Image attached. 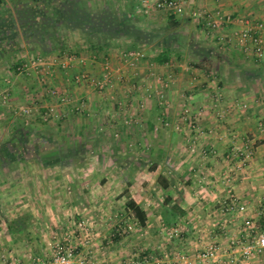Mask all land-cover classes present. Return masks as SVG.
I'll use <instances>...</instances> for the list:
<instances>
[{"label":"crops","instance_id":"obj_1","mask_svg":"<svg viewBox=\"0 0 264 264\" xmlns=\"http://www.w3.org/2000/svg\"><path fill=\"white\" fill-rule=\"evenodd\" d=\"M120 1L122 3L115 4V0H0V37L4 35L5 38L1 40L6 39L0 44V85H4V77L11 74L14 66L13 54L18 52L23 54L26 51L25 54L28 56L60 61L67 54L77 53L73 63L65 66L57 63V70L52 66L54 72L56 71L52 83L57 84L61 95H67L69 99L62 103L60 100L62 96L60 98L47 96L44 103H40V111H45L49 98L53 99L60 112V118H57L56 123L69 125L70 137L67 139L81 141L85 146L90 145L92 148L83 151L81 148L72 147L64 159L63 156L66 154L58 153L55 154L54 162L40 164L41 170L53 172V181L38 180V185L35 186L36 199H39L38 203L42 204L43 209L39 215L34 213V216L38 217L32 216L30 220L31 225L35 220L37 222L34 224L38 223L42 227L36 226L37 230L34 231L31 229L34 225H30L22 233L10 234L7 232L6 220L24 212L8 211L4 215L2 211L0 212V250L11 252L8 255H19L13 243L19 245L16 238L23 233L27 241L22 243L23 250L31 251L33 247L37 254H41L46 250L42 238L49 234L52 228L60 231L67 226L64 221L72 222L76 226L75 223L82 219L88 222L87 224L94 223L91 230H95L91 231V234H96V241L90 244L87 252L91 253L89 256L98 255L96 263L139 264L141 261L139 252L143 255L148 254L154 248L151 246L152 239L143 241L141 236L155 237L157 233L155 220L158 218L162 220L161 215L147 212L145 207L140 205L135 193L130 191L131 188L135 192V188L142 187L140 180L142 169L136 160L146 156L152 165L148 170L149 177L152 178L148 180L151 188L162 189L163 176L167 183V187L163 188L166 197H170L168 199L171 205H177L183 211L177 214L173 221L178 224L185 220L188 224V230H185L181 237L187 240L183 249L189 257L207 243L215 242L220 247H225L227 246L225 241L228 242L229 237L243 240L264 224V59L257 62L253 56L243 54L233 41L227 42L232 31L239 28L237 18L248 17L252 21H264V0H183L187 16H191L190 11L203 9L211 13L219 11L233 18L232 23L221 28L219 37L215 35L208 37L213 40V44L231 50L234 48L236 51V58L221 54L212 57L220 64L228 63L230 67L240 65L237 88L236 83L234 84L227 76L223 78L224 83L219 80L214 83L206 78V71L203 68L195 65L186 66L179 62L174 63V68H164L161 66L163 62L155 61L157 76L160 75L164 80L167 78L174 80L170 88H163L153 76L155 73L147 72V68L138 69L137 76L127 78L124 83L112 82L103 92L91 84L75 85L71 74L76 70H84L92 76L99 75V62L94 63L89 57L90 53L96 50L92 47L95 42L106 44L99 50L101 56L118 59L121 44L133 43L134 38L130 33L119 32L111 36L93 35L88 40V34L81 27L63 21V16L68 15L71 6L76 4L81 11L88 12L91 16L106 11L115 12L122 18H131L127 27L137 34L138 45L142 43L144 37L142 35L147 33L136 22L138 21L136 14L150 17L151 28L165 24V21H157L155 18L163 11L153 9L150 14L144 15L139 12V0ZM30 12L38 13L42 17L41 28L47 31L42 41L35 37L39 34L37 29H34L33 34L28 25ZM194 21L195 24H200L195 19ZM124 26L126 25H119L120 28ZM202 33L206 34L204 31ZM40 43H43L44 47L40 46ZM52 45L55 48L51 50ZM165 47L152 48L154 51L158 48L159 52L155 53V56ZM204 48L196 50L198 60L203 58L202 55L209 54L202 52ZM172 54L170 50V59L179 58L178 55ZM242 60L248 62V65L241 63ZM9 61H12V65L8 64ZM193 76H196L195 85L190 88L187 80ZM151 88L153 92L150 93ZM212 89L221 92L218 105L213 104L207 95ZM17 90L13 91V95ZM156 90L163 92L166 104H159ZM17 92L19 99H25L26 94L23 90ZM10 94L12 97V90ZM190 94H193V98L188 100L187 96ZM110 95H114L115 99L111 100ZM14 98L16 99V96ZM235 100L242 101L245 107L235 108L233 105ZM9 103L4 105L0 102V106H10ZM76 105H82L81 112L77 113L74 110ZM184 106L190 109L192 115L196 114L197 130L189 129L188 120L181 118ZM219 111L222 112L221 115L218 114ZM162 117L170 120L169 127L161 125ZM10 122L11 117L1 115L0 112V138L5 133L4 124L10 125ZM124 122H128L126 128L123 126ZM137 122L143 123L146 129L140 128ZM113 127L117 131L121 130L114 139L111 137L114 134ZM11 133L9 139L3 137L6 139L0 143V157L4 155L2 160L0 158V199L10 192L13 193L14 190H11L21 182L18 176L16 178L10 176V171L16 168L18 170L19 165L7 162V151L4 153L3 150H8L9 154L14 152V145L10 143V139L26 140L29 134L27 129L22 128H15ZM60 135L61 133H58L51 138L59 140ZM110 139L116 141L115 144L110 145L107 142ZM142 139L151 141L144 150L136 148L137 150L132 151V148L128 147L131 145L128 141ZM192 141L196 143L197 149L194 153H189L187 145L189 146ZM246 141L252 143L253 155L244 168L233 173L222 157L230 152L232 146ZM18 148L22 150L19 149L21 154L29 150L27 144ZM211 149H214L216 154H211ZM47 154L50 155L51 152ZM83 155L90 158V161L81 159L77 161V156ZM162 155L164 162L160 164L159 157ZM228 175L230 186L221 181ZM200 178L203 180L202 183L198 182ZM47 190L50 192L49 196L45 195ZM125 190H129L131 195L124 194ZM231 194H235L240 202L246 204L244 213L225 212V203ZM129 200L134 201L146 212L145 227H140L133 219L127 208ZM49 204L50 209H47L46 205ZM61 205L63 210L60 208ZM98 220H102L101 225L104 227H101L100 223L96 224ZM203 221L209 222V226ZM98 227L100 233L96 229ZM111 236L115 237L113 241L110 240ZM170 254L173 256V252ZM221 260L219 264H226L224 258ZM191 263L182 261L180 264ZM196 264L204 263L198 261ZM236 264H264V254L248 260L240 259Z\"/></svg>","mask_w":264,"mask_h":264},{"label":"rangeland","instance_id":"obj_2","mask_svg":"<svg viewBox=\"0 0 264 264\" xmlns=\"http://www.w3.org/2000/svg\"><path fill=\"white\" fill-rule=\"evenodd\" d=\"M122 3L120 0H115V4ZM114 3V2H113ZM136 18H138V24L144 29V32L147 34H143L142 36V43L138 45L136 44V47H132V43L124 42L122 45V49L124 48H131V49H139L143 54L146 56L144 57L145 61L149 63L155 64L153 57L155 56V53L159 52L158 48L160 46H168L170 50L172 51L173 56L178 55V59L171 58L173 59V63L178 64L179 62L183 65L186 66H198L203 68V70L206 71L205 75H207L206 78H208L211 81H220L224 83L223 78L226 76L231 79V81H234L235 88L239 87V84L237 81H239L240 75L239 73V68L240 65H234L235 67H230L228 63H219L215 57H212V55L216 54H221V55H226V56H232L235 57L236 51L232 50L230 48H225V47H220L219 44H213V40L209 38L208 34H203L202 29L200 25L195 24L196 22L194 21V18L191 16H187L186 13L182 15H168L164 14L161 12L160 14L156 15L155 18L158 19L157 21H165L164 25L162 24L161 26L158 25L156 28H151L150 27V17H146L140 14H136ZM151 41H148L150 40ZM211 39V40H209ZM147 40V41H145ZM148 42V43H147ZM145 43V44H144ZM160 45V46H159ZM212 45V46H211ZM154 47H158L154 51ZM202 47L204 48L205 54L209 53L211 56H206L202 55L203 58L197 59L198 57L196 56V50H201ZM121 49V50H122ZM152 49V51L150 50ZM160 49V48H159ZM96 55L98 56L97 59H100V51L99 49L95 50ZM26 52V51H25ZM25 52L22 53H16L12 55V61L15 63L17 59H21L22 57L25 58L24 56H28L25 54ZM224 53V54H223ZM197 57V58H196ZM236 58V57H235ZM118 59H115L112 57V61L115 63L117 62ZM179 60V61H178ZM12 61H9L8 64L12 65ZM45 64L39 65V66H32L29 67L26 71H23L22 73H18L17 71L11 69L12 71L11 74L9 73L6 77L9 79V83L7 85V88L9 89V96L7 97V100L5 102H0L4 105H7L10 101V106H0V112L1 115H6L11 117V122L10 125L8 123L4 124V129L5 133L2 134V137L0 138V143L4 141L6 138L9 139L11 137V131L15 130V128H22V129H27L28 138L26 136V140L24 139H16L12 140L10 139V143L13 144L14 146L20 147L23 144L28 145V151L24 152V154H18L17 161L13 162L14 165H19L18 170L17 168L15 170L10 171V176L12 178H18L21 179V182L19 183L18 186L13 188L9 194L4 195L2 199H0V212L2 211L3 215L4 213H8V211H23L24 213L30 214L31 217L34 216V213H41L40 211L43 209V206L41 203H38L39 199H36L37 194L35 191V186L38 185V180L45 179L47 181H53V172L52 170H41L39 168L40 164L42 163H52L54 162L55 154L62 153V155L65 153L66 155L63 156V159L67 157V153L70 148L76 147V148H81L83 151L87 148H91V146H85L83 142L77 141L74 139H67L70 137L69 135V125L67 124H61L60 122H57V118H60V112L58 111L57 107L54 105L53 99H48L46 107H53L55 110V115L53 112V115H50L47 117V115H44V111H40V103H44V99L47 98V96L51 97H61L60 100L62 103H65L67 99V95H61L60 90L58 89L57 84L54 85L55 83H52V78L55 75L54 69H52V66H55V69L57 70L58 64L60 61H55L51 59L44 60ZM237 61L238 63L240 61ZM245 61V60H244ZM146 62L139 63L134 65L135 69H143L147 68V72L150 73L151 69H149L148 65ZM246 62V61H245ZM243 62L245 66L248 65V62ZM258 62V61H257ZM125 64H128L125 62ZM8 65V66H10ZM175 65L172 66L174 68ZM127 70H130L131 67L129 65H126L125 67ZM245 69H248L245 67ZM227 83V82H225ZM89 84V83H86ZM76 85V84H75ZM81 85V84H80ZM215 84L212 85L214 87ZM95 88V87H94ZM21 91L23 90L25 99H19L17 97L18 92L16 91V94L13 95L14 90ZM11 90H12V97H11ZM55 92L53 93L52 92ZM100 92H103V90H98ZM218 91V90H217ZM212 92H209L207 95L210 98V94ZM49 94V95H48ZM16 96V99L14 98ZM32 97V98H31ZM12 98V99H11ZM109 98L111 100H114L115 97L114 95H110ZM33 99V100H32ZM32 100V103H31ZM17 103V104H16ZM12 105V108H10ZM76 106H81L80 109L82 111V105H76ZM16 107V108H15ZM24 107L29 108V112L25 114L23 112ZM56 108V109H55ZM78 111V112H81ZM77 112V113H78ZM43 117H47L44 119ZM140 125V128L146 129V126L143 123L137 122V125ZM62 126L61 128L59 126ZM123 125V124H122ZM126 125H128V122H124L125 128ZM136 125V124H135ZM134 125V127H135ZM119 128V127H117ZM113 133L119 134L121 132L120 129L117 131L115 127H113ZM55 130V131H54ZM57 131V132H56ZM58 133H61L60 139L53 140L51 137L54 135H57ZM112 134L111 137L114 139L115 135ZM35 135H38L36 138ZM50 137L47 139L46 137ZM6 137V138H3ZM41 137V138H39ZM116 138V137H115ZM110 143V145L115 144L116 141H112L110 139L107 141ZM131 145L128 147L132 148L133 150H137L136 148L140 149H145L146 146H149V143L151 141L148 140H130L128 141ZM70 143V144H69ZM36 144V146H35ZM152 147V146H151ZM188 147V145H187ZM17 149V148H16ZM189 149V147H188ZM60 151V152H59ZM51 152V154H47ZM195 152V151H194ZM191 152L189 149V153H194ZM79 161H86L89 162L90 158H86L85 155L83 156H77ZM138 159V158H136ZM134 160V159H133ZM129 161V160H128ZM127 161V162H128ZM137 163L141 167V186L138 189L135 188V192H133V188L130 189L132 193H135L137 200H140L139 203L140 205L144 206L147 212L149 213H155L159 214L162 217V205L168 201L169 196L166 197V192L162 188H157L156 190L151 188V185H149L148 180H152V178L149 177L148 170L152 166L149 161H148V156L143 157V159H138L136 160ZM68 162V161H65ZM159 162L162 164L164 162V155L159 157ZM22 167V168H20ZM143 181V182H142ZM31 187V188H29ZM34 189V190H33ZM131 192L129 190H125L123 193L128 195H131ZM50 192L47 190V193L45 194L46 196H49ZM122 193V194H123ZM171 205V203H170ZM50 204L47 206V209H50ZM61 210H63V205L60 206ZM45 211V209H44ZM46 212V211H45ZM13 214V213H12ZM2 215V214H1ZM2 217V216H1ZM38 217V216H34ZM32 219V218H30ZM35 223L37 221H32V223ZM41 222V221H39ZM65 225L63 229L60 231L52 228L49 234H47L44 238H42L43 241V246L46 248V250L42 251L41 254H37V251L31 248V251H25L23 250L22 243L27 242L24 236V233L20 236H18L16 239V242L19 243L17 245L16 243H13V246L16 247V250H18L19 255H8L11 252H5L0 250V264H8L9 262H18L19 264H22V262H27L28 260V255H40V257L43 259L45 263L50 262L52 252L54 250V245L57 242H65L67 244H70L72 246H75V251H74V256L72 258V264H99L96 263L98 255L91 253H88L90 249V244L95 243L96 237L94 234H91V225L94 224L90 222H85L81 219V221H78L75 223L76 226L72 222L67 223V221H64ZM206 222V221H205ZM203 223L209 226V222ZM32 224L34 225L31 227L32 230H37L36 228L42 227L40 224ZM78 223H82L79 225ZM101 225L102 220L96 223L98 225ZM178 226H181L182 228V233L184 231L188 230V227L185 222V220H181L178 222ZM3 225V224H2ZM31 225V226H32ZM109 225V224H108ZM155 225L157 229V233L154 235L155 237L152 236H141V240L143 241H151V246L154 247L152 249L151 253L148 254H142V252H139L141 255V262L144 264H155L154 261H161L162 264H165L167 261L172 260L174 264H180L182 261H191V264H196L199 260L195 257V254L192 255V257H189L187 253H184L183 245L187 240L183 239L184 237H181L180 235H170L168 232V228L171 226H165L162 223V220L158 218V220H155ZM37 226V227H36ZM173 226V225H172ZM51 228V226H49ZM101 227H104L101 225ZM49 228V229H50ZM99 230L98 233H100V228H96ZM102 229V228H101ZM97 230V231H98ZM189 232V231H188ZM144 234V233H143ZM148 234V233H147ZM98 235V234H97ZM23 238H22V237ZM111 241L114 240V236L110 237ZM189 238V237H188ZM246 237L242 241L245 240ZM23 239V240H22ZM102 239V238H98ZM154 241V242H153ZM214 243V242H213ZM225 244L227 242L225 241ZM159 246V248H155ZM189 246V245H188ZM3 247V246H2ZM183 249V250H180ZM36 251V252H35ZM173 252V256H171L170 253ZM28 253V254H27ZM149 256V260H145V257ZM177 257V258H176ZM133 259V258H132ZM148 259V258H147ZM101 261V260H100ZM129 261V260H128ZM101 263V262H100ZM26 264V263H25ZM131 264V263H129ZM137 264V263H136Z\"/></svg>","mask_w":264,"mask_h":264},{"label":"built area","instance_id":"obj_3","mask_svg":"<svg viewBox=\"0 0 264 264\" xmlns=\"http://www.w3.org/2000/svg\"><path fill=\"white\" fill-rule=\"evenodd\" d=\"M139 12L144 15L150 14L153 9L163 11L168 15H182L187 13V9L185 6V2L183 0H139ZM191 16L200 23L202 31H204L208 35H215L219 37V32L221 28L226 26L228 23H232L234 20L231 15L223 14L219 11H215L211 13L209 11L203 9H197L194 11H190ZM239 24V28L232 31L227 39V42L233 41L234 44L242 51L243 54L251 55L258 62L264 59V21L257 20L252 21L248 17H239L236 20ZM146 55L143 54L139 49H122L118 53L117 62H113L112 58L109 56H101L100 59H97L95 51H92L89 55L91 61L94 63L99 62L100 64V72L97 76H92L88 72L84 70H76L72 72L71 78L75 84L89 83L93 87L98 90H105L108 88L112 82L124 83L127 78L137 76L138 72L135 69L136 64L146 62L144 57ZM77 58V53L72 52L70 54L65 55V57L58 63L61 66L69 65L75 61ZM173 59H169L164 61L161 66L164 68H172L174 65ZM127 62L128 64H125ZM149 69H151L152 73H155L156 68L155 64L146 62ZM45 64V61L41 57L35 56H26L25 58L17 59L14 63L16 65V71L18 73H22L29 69L32 66H39ZM126 65L131 67L130 70L127 71L125 68ZM158 73H155L156 79L160 82L163 88L173 85L174 80L171 78L162 79L161 76H157ZM195 78L191 77L187 80V85L192 88L194 87ZM144 80V79H143ZM9 83L8 78H4V85H0V100L5 102L7 97L9 96V89L7 85ZM187 87L188 89H190ZM133 88V86H132ZM153 92V88L150 89ZM53 92V90H52ZM158 93L159 104H166V100L164 98L163 92ZM210 92V99L213 104L218 105V101H220L221 92L212 89ZM55 93V92H53ZM188 100L193 98V94L187 96ZM233 105L237 109H242L245 107V104L240 100H235ZM81 106H75L74 110L76 112L81 111ZM28 107H24L23 112L27 114L29 112ZM55 115V110L53 107H46L44 111V115L47 117L50 115ZM182 119L188 120V127L192 130H197L196 125V114H191L190 109L185 107L181 112ZM199 113V112H198ZM163 114V113H162ZM219 115L222 114L221 111L218 112ZM47 117H43L46 119ZM161 125L163 127H169L171 125L170 120L167 117H162ZM178 129V127H176ZM117 136V133L114 134ZM252 143L248 141L243 142L241 144H235L231 147L230 152L224 154L222 157L224 161L229 165L230 170L233 173H237L241 168L248 163L253 155V147ZM189 149L191 152L196 151L197 145L194 141L189 143ZM205 153V152H204ZM207 153V152H206ZM211 154H216L214 149L210 150ZM222 183L230 186V175L221 179ZM199 183H202L203 180L198 179ZM227 202L225 203V212L227 213H244L246 211V204L240 202L239 198L235 194H231L227 198ZM81 225L82 223H78ZM179 224L175 223L173 226L168 228V232L170 235H182V228L178 226ZM225 247H220L215 242L207 243L200 249L195 257L199 260V262L204 264H219L224 258V262L226 264H236L240 259L248 260L254 257H258L264 254V224L254 231V233L248 234L244 241L240 239H236L234 237H229L228 242ZM75 246L67 244L65 242H57L54 245V250L51 255L50 262L45 263L40 255H28V260L26 264H72V258L74 256ZM148 258V259H147ZM149 256L145 257V260H149ZM177 258V257H176ZM186 261V260H184ZM155 264H162L161 261H154ZM8 264H19L18 262H9ZM165 264H174L172 260L167 261Z\"/></svg>","mask_w":264,"mask_h":264},{"label":"trees","instance_id":"obj_4","mask_svg":"<svg viewBox=\"0 0 264 264\" xmlns=\"http://www.w3.org/2000/svg\"><path fill=\"white\" fill-rule=\"evenodd\" d=\"M79 8H80L79 6L74 4L73 6H71V10L67 12L68 15H64L62 19L63 21L70 23L72 26H77L79 28L81 27V29L84 30L86 34H88V40L93 35L95 36V35L107 34L108 36H111L114 34H119V32H124V34L130 33L131 34L130 36H133L132 37L134 38L133 40L134 42L132 43L133 48H135L136 44L139 43L138 39L136 38L137 34L133 30H130L127 27V25H129L128 23H130L131 21V18L129 17L122 18L118 16L115 12H106V11H103L101 14H95L91 16L90 13L85 12L83 10L81 11L80 10L81 8L80 9ZM29 18L30 20L28 21V25L33 30V34L35 33L34 29H37L39 33L36 36L35 35L34 36L38 39V41H42V38L45 39L47 31L46 29L41 28L42 26L40 25L42 21L41 15L39 16L38 13L30 12ZM123 24L126 26H124L123 28H120L119 25H123ZM3 37L4 35L0 37V44H2L1 41L6 40V39L1 40V38ZM50 38L53 39L52 36ZM39 45L44 47L43 43H40ZM104 46H106V44H99L97 42H95L92 45V47L96 49L98 48L99 50L101 49V47H104ZM50 48L52 50L55 47H53L52 45ZM128 49H131V48H128ZM169 59H170V50L167 45L162 52H160L158 55H156L153 58V60L157 63H161ZM13 68L16 71V65H14ZM13 148L15 149V151L10 154L8 150L6 149L3 150L4 153L7 151L6 158L8 160L7 162L9 163L16 162L18 154H21V151H22L20 148L16 146H13ZM3 156L0 157L1 160L2 158H4ZM162 180H163L162 187L166 188L167 183H165V178L163 176H162ZM170 203L171 201L170 199H168V201H166V203L162 205V208H163L162 220L165 226L174 225L175 224V220L173 221L174 217L177 214L183 213V211L177 205H170ZM127 208L131 212L133 219H135L138 225L140 227H145L146 212L132 200H129L127 202ZM30 218H31L30 214L23 213V214H17L11 219H7L6 220L7 232L10 234H14V235L24 232L31 225Z\"/></svg>","mask_w":264,"mask_h":264}]
</instances>
